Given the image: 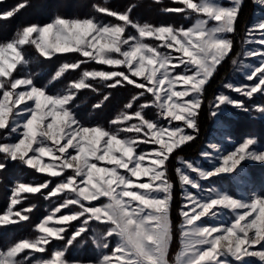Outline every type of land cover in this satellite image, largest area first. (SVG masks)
<instances>
[{
    "label": "snow or ice",
    "instance_id": "1",
    "mask_svg": "<svg viewBox=\"0 0 264 264\" xmlns=\"http://www.w3.org/2000/svg\"><path fill=\"white\" fill-rule=\"evenodd\" d=\"M152 3L160 5L162 0ZM172 3L176 6L162 11L194 16L191 26L140 23L133 18L135 4L118 11L95 3L97 14L115 22L104 23L96 16H56L46 24L25 25L12 39L0 41V172L11 163L47 177L38 184L15 183L7 211L0 213V227L31 221L34 206L17 207L27 194L65 197L35 224L34 238L0 250V264H253L252 258L264 264V191L237 198L200 184L225 176L246 181L244 162L264 165V147H257L254 136L245 137L208 168L180 160L182 167L175 173L181 187L196 191L185 190L179 213L180 249L174 261L169 260L174 185L168 163L174 152L196 139L206 86L233 51L230 34L237 30L244 0H229L227 5L220 0ZM253 3L264 7V0ZM28 6L25 0L0 11V21L14 18ZM245 36L246 44L261 47L243 55L258 57L259 64L241 61L251 83H226L224 88L251 100L257 94L264 96V15L247 28ZM26 47L45 60L67 53L82 59L62 64L47 85L39 86L32 75L21 74L32 63ZM88 62L113 70H83L79 79L53 94L50 88L66 72ZM90 81L109 89L136 90L108 121L110 127L83 123L74 111L82 90L98 91ZM110 97L111 93L104 95L92 108L101 109ZM229 106L264 115V104L249 108L223 92L215 97L211 115L220 117ZM151 109L166 124L148 118ZM141 145L147 147L142 150ZM211 147L219 151L216 145ZM201 155L213 160L210 152ZM52 178L58 180L54 187H50ZM101 198L107 202L93 203ZM226 212L232 213L229 221L221 219ZM74 222L79 226L74 227ZM89 232L97 248L110 250L95 261L70 258V249L87 243L84 237ZM113 240L116 243L110 247ZM54 241L62 246L47 259H32L33 253L47 252Z\"/></svg>",
    "mask_w": 264,
    "mask_h": 264
},
{
    "label": "trees",
    "instance_id": "2",
    "mask_svg": "<svg viewBox=\"0 0 264 264\" xmlns=\"http://www.w3.org/2000/svg\"><path fill=\"white\" fill-rule=\"evenodd\" d=\"M253 0H244L242 10L240 13L239 21L237 24V30L235 33L230 34L231 39L234 42V47L232 53L229 57L218 67L217 72L214 77L210 80L206 86L204 93V102L200 110V126L201 131L196 136V139L185 146L182 147L180 152L184 154H189L190 151H194L201 143L202 136L207 132L211 124V114L209 113V103L215 97L217 91L221 88V83L226 78L225 76L230 74L232 70V60L241 50L243 42L245 39V33L247 26L251 21L252 12H253ZM25 2V0H3L0 3V11H5L11 9L18 3ZM29 4L28 7L21 10L18 14L12 18L10 23V30L4 32L2 29L3 23L0 21V41H6L14 37L15 32L28 24H45L52 21L56 16H63L66 18H85L90 16H96L103 22H115L112 18L100 16L92 8V5L99 3L104 5L105 3L113 8L114 10L123 11L129 5L135 4L136 8L133 12V18L142 23H152L158 25L160 23L172 24L174 26L186 27L189 26L194 16L185 17L182 14H168L164 13L162 9L164 7H170L162 0L160 5H155L152 3V0H26ZM9 20V21H10ZM30 58L33 59L32 63L29 65L28 71L33 76L35 83L39 86L47 85L51 76L55 71L64 63H72L78 59H82L77 53H67V54H58L50 60H45L36 56V53L30 55ZM102 69L106 70L105 65H98L94 62H88L83 64L80 69L77 71L69 70L64 74V76L56 84L60 83L61 86L66 85L69 81L79 79L81 72L84 68L90 69ZM107 68H109L107 66ZM77 72V73H75ZM93 83V86L98 91H92L91 89L82 90L75 102V112L77 116L87 124H106L109 119L112 118L116 112L122 109L123 105L131 99V96L135 93V89L131 86L124 88L109 89L104 86L103 83L97 81H90ZM57 89L55 88V91ZM52 91V90H51ZM53 92V91H52ZM111 93L110 100L105 102L104 106L97 110L93 109L92 105L98 103L103 99V96ZM260 100V98H257ZM208 127V128H207ZM18 164H9L7 173L3 174L0 172V195L2 196V189L4 195L7 198L9 203L10 190L11 187L19 180L27 179L30 180L33 178V175L30 177H25L23 174L17 172ZM41 176H44L41 174ZM174 177L176 178L175 174ZM45 180V179H44ZM178 191V189H176ZM38 204V207L41 209V212L44 213V208L46 206L43 199L34 201ZM3 204V201H1ZM7 205L0 208V212H3ZM36 217L34 213H31V221L24 222L19 225H10L3 228L1 232V241L3 242V237L7 234H12L15 237H21L25 234H28L32 230V225L35 223ZM181 219H172V232L173 239L169 249V260L174 261L175 255L178 252L179 246V223Z\"/></svg>",
    "mask_w": 264,
    "mask_h": 264
},
{
    "label": "rangeland",
    "instance_id": "3",
    "mask_svg": "<svg viewBox=\"0 0 264 264\" xmlns=\"http://www.w3.org/2000/svg\"><path fill=\"white\" fill-rule=\"evenodd\" d=\"M221 3H224L227 5L229 3V0H220ZM168 6H176L172 3V0H166L165 2ZM253 3V1H252ZM264 15V7H260L257 4L253 3V12H252V17L251 21L249 22L247 28L253 24L256 19L260 16ZM192 17V16H191ZM12 20V19H11ZM11 20H6L2 21L3 26L2 29L4 32H8L10 30V23ZM195 21V17L192 21V23L189 25L191 26ZM51 22V21H50ZM103 22V21H102ZM49 23V22H47ZM106 23V22H104ZM142 23V22H141ZM46 24V23H45ZM160 24H165V23H160ZM159 25V24H158ZM172 25V24H171ZM186 26V27H189ZM183 27V26H180ZM185 27V28H186ZM131 31V30H130ZM232 37V36H231ZM230 37V38H231ZM246 39V37H245ZM244 39V41H245ZM147 43L150 44H155L157 43L154 40H148L146 41ZM261 46L255 42L251 44H246L243 42V46L241 50L237 53V55L233 58L237 60V64L232 66V70L230 74L226 75L224 81L221 83V88L217 91L215 97L220 94V93H225L230 96H232L234 99L237 100H243L245 105L249 108H253L257 104H264V96H261L257 94L254 96L253 99L249 100L246 97L241 96L240 94L236 92L229 91L224 88V84L226 83H233L236 85L240 84H246V83H251L245 79L246 73L249 71L248 69H244L241 65V61L244 64H254L258 65L259 64V58H246L243 54L244 52L248 50H254V49H259ZM26 53L29 55L35 53L34 49L31 47H26L25 49ZM33 61V59H32ZM109 67V66H108ZM29 68V66H28ZM28 68L24 70L21 74H30L31 73L28 71ZM83 70H102V69H93L90 67V69L84 68ZM113 70L112 68H107L105 71H110ZM73 71V70H72ZM77 71V70H75ZM177 71H182V69H178ZM77 73V72H75ZM93 84V83H92ZM65 84L63 86L60 85V83L56 84L55 88L57 89L55 91V88H50V90L53 91V94L59 93L65 89ZM215 97L213 100L209 103V113L214 110L211 105L215 101ZM257 98H260V100H257ZM204 101V97H203ZM143 102V101H141ZM74 111H75V104H74ZM120 111V110H119ZM112 117L114 118L118 113ZM223 115L220 117H213L211 115V124L207 130L206 133L203 134L202 140L200 145L194 150L190 151L189 154H184L180 152V150H177L176 152L173 153V155L170 157L169 163H168V177L170 181L173 183L174 187L172 190V201H171V223L172 219H181L180 216V209L185 203L184 200V193L185 190L187 191H196L191 188L185 189L184 187H181L179 178L175 173V169L177 167H182L180 160H187L190 162H193L194 164H197L201 167L208 168L211 167L212 163L218 162V157L220 155L226 154L230 151H232L239 143L243 141L245 137L248 136H254L258 140V145L257 147H264V115L256 112V111H250V112H243L242 110L233 108V107H225L223 109ZM148 118L155 119L161 123H165L166 121H162L160 117L157 115V110L156 109H151L147 111ZM79 118V117H78ZM110 118L109 120H111ZM80 119V118H79ZM81 120V119H80ZM82 121V120H81ZM85 123L84 121H82ZM200 119L198 117V128L199 132L201 131V126H200ZM87 124V123H86ZM104 127H110L108 123L106 124H100ZM191 132V130H188ZM196 134V136L198 135ZM188 144V143H187ZM186 145V144H185ZM184 145V146H185ZM211 145H216L219 151L216 149H213ZM147 146L141 145V149L143 150ZM203 152H210L212 154L213 160L209 161L205 157H203L201 154ZM47 159V158H45ZM244 170L245 174L247 176L246 181H237L234 180L232 177H216L213 179V181H204L201 180L200 184L203 189L207 190L209 188H213L216 191L219 192H226L231 195L236 196L237 198L239 197H247L250 195L252 192H255L256 194H260L262 191H264V165L254 163L251 161H246L244 162ZM19 169H17V172L23 174L25 177H30L33 175V178L30 180L27 179H22L20 181H23L25 183H31V184H38L44 181V179H47L46 176H41V174L35 173L31 169L24 168L23 166L19 165ZM7 171H4L3 174H6ZM174 174L176 178L174 177ZM43 175V174H42ZM195 177V174H192ZM53 179V184L50 187H54L55 183L58 182L56 178ZM15 185V184H14ZM14 185L11 187H14ZM178 189V191H176ZM3 195H0V208L5 207L3 212L7 211L9 203L7 201L6 196L4 195L3 189L1 190ZM11 193V192H10ZM203 194H207L204 192ZM11 196V194H10ZM65 197H52L50 199H44V197L40 194H27V199L24 201L23 205L17 206L19 207H28V206H34V210L31 213H34V216L36 217L35 223L32 225V230L28 233L25 234L24 236L21 237H15L12 234H7L3 237L4 241H1V232L3 228L5 227H0V250H6L9 246H11L14 242L21 240V239H32L35 237L36 232L34 231L35 224L38 223L44 216L48 215L51 213L52 209L59 203L63 202V199ZM43 199L45 201V208H44V213L41 212V209L38 207V204L34 201ZM1 201H3V204H1ZM107 199L106 198H101L100 201H95L93 203H106ZM0 212V213H3ZM30 213V217H31ZM232 218V213L231 212H226L224 216L221 218L223 221H229ZM180 222V223H181ZM220 220H208L207 223H219ZM179 223V225H180ZM79 224L74 222V227H78ZM7 227V226H6ZM93 229L97 228L96 224L92 225ZM71 229L69 230V235L71 234ZM92 233L89 232L84 239L87 241V243H80L77 244L75 247L71 248L69 251V256L70 258L81 260V261H95L98 260L106 251L102 248H97L94 243H92L91 240ZM178 251L180 249V231H179V236H178ZM116 243L115 240L112 241L111 246H114ZM62 246V242L60 241H54L53 244L49 247L48 251L40 254V253H33L32 259L33 260H39V259H47L51 252L57 250ZM253 264H261V262L258 260V258H252Z\"/></svg>",
    "mask_w": 264,
    "mask_h": 264
}]
</instances>
